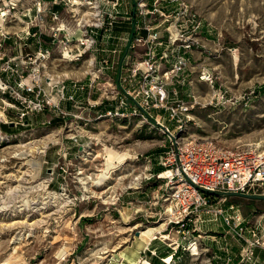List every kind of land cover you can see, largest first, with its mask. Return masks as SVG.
<instances>
[{
	"label": "rangeland",
	"instance_id": "1",
	"mask_svg": "<svg viewBox=\"0 0 264 264\" xmlns=\"http://www.w3.org/2000/svg\"><path fill=\"white\" fill-rule=\"evenodd\" d=\"M140 1L121 0L112 28L98 32L79 60L52 51L47 76L56 86L64 81L67 94L75 83L72 100L53 87L47 91L57 107L22 117L21 110L0 108V264H141L158 254L155 246L175 252L171 264H264V200L211 201L238 207L250 245L221 216L201 214V221L194 217L182 228L169 221L157 177L170 140L156 115L167 112L143 105L142 90L151 86L144 65L149 53L151 75L172 74L181 41L169 44L168 36L179 32L178 10L170 0H145L140 14ZM178 2L200 21L189 36L202 44L185 52L188 67L165 85L163 106L188 108L190 121L180 135L264 148V0ZM113 30L120 34L108 41ZM149 35L156 39L148 41ZM202 72L213 77V87L200 80ZM236 98L241 103H233ZM12 100L18 108L27 105ZM44 142V153L29 151ZM106 148L128 156L96 185ZM148 228L146 237L141 231Z\"/></svg>",
	"mask_w": 264,
	"mask_h": 264
},
{
	"label": "built area",
	"instance_id": "2",
	"mask_svg": "<svg viewBox=\"0 0 264 264\" xmlns=\"http://www.w3.org/2000/svg\"><path fill=\"white\" fill-rule=\"evenodd\" d=\"M170 1L177 5L178 11H175L173 19L174 26L179 28L177 29L179 32L175 34L176 36L170 32L168 43L181 41L180 46L175 50L172 74L169 76L168 72L163 73L162 80L158 75H151L155 71V65L154 55L149 53L144 65L148 72L146 77L150 76L151 86L148 90H142L143 105L149 109H163L165 113L167 112V116L156 115L162 119L158 124L169 135L170 140L169 150L164 153L161 162L163 171H168L169 174L161 176V171L157 176L162 180L160 184L164 195L162 200L169 205L165 211L168 213L169 221L178 223L180 228L185 227L194 217L199 220L201 214H211L213 219L221 216L235 235L250 245L252 241L245 237L246 228L243 229L244 221L239 215L238 207L233 203L224 207L218 205L219 200L223 201L226 198L203 192L199 187L211 191L264 194V148L254 144L228 148L214 139H188L180 135L190 121L188 108L163 106L162 103L169 98L165 85L172 80L173 75L183 73L188 67L185 52L195 46L202 47L200 38L189 36L192 28L197 30L201 23L194 19L186 3L178 0ZM45 2L50 3L47 8L44 7ZM54 5H62L69 11L77 27L76 31H80V34L67 30L59 21L60 13L53 8ZM120 5L121 0H16L14 3L12 0H0V73L6 75L5 79L0 75V95L5 96L2 109L21 110V117L29 111L39 113L45 106L57 107V104L50 102L51 98L47 91L49 88L57 87L56 92L65 100H72L78 89L74 83L71 89L73 94H67L69 90L64 81H60V86H56L48 78L45 69L52 50L44 47L41 29L34 23L35 20L43 21L47 15L46 17H49L50 22L54 24L50 27V43L59 46L64 58L67 52L69 55L67 57L79 60L93 47L95 35L99 32L97 30L106 31L112 28L121 12ZM144 7L145 0H141L137 6L140 14L143 13ZM157 7L153 6L152 11L157 10ZM161 15L165 17L164 12H161ZM149 37L148 41L156 39L151 35ZM9 40L19 54L5 57L1 54V50ZM162 42L158 44L161 45ZM25 48L31 50L21 54V50ZM137 70L138 67L134 71ZM200 80L208 82L213 87L214 79L210 74L202 72ZM10 97L19 101L21 105L26 103L27 105L23 107L26 111L18 108L13 100L7 101ZM213 98L219 101L223 96L214 95ZM236 101L241 103L238 98L233 103ZM137 104L140 105L137 107L140 115L146 119L148 115L143 112L141 104L139 102ZM107 112L110 114L111 110ZM165 121L168 123L164 124ZM173 141L176 150L173 148ZM211 196L218 199L214 203L215 206L211 204ZM256 229L257 227L251 232L255 233Z\"/></svg>",
	"mask_w": 264,
	"mask_h": 264
},
{
	"label": "crops",
	"instance_id": "3",
	"mask_svg": "<svg viewBox=\"0 0 264 264\" xmlns=\"http://www.w3.org/2000/svg\"><path fill=\"white\" fill-rule=\"evenodd\" d=\"M49 4H50L49 2H45L44 7L47 8ZM53 8L57 9L59 11L60 18H61L59 21L65 25V27L67 28L68 31L77 32V34H80V31H78V30L76 31L77 27L75 25V22L71 18L69 11L67 9H65L64 6L54 5ZM121 12H123V10ZM46 16L44 17L43 21L35 20L34 23L37 24L41 29V32H42L41 37L43 38V41H44V47H49L53 51L54 49H59V46H55V44L52 45L50 43V38H49V34L51 31L50 27L54 24L52 22H50L49 17H46ZM33 29H35V28H33ZM98 31L101 32V30H97V32ZM118 32H119L118 30H116V31L113 30L112 34H111V38L108 39V41H112V39L114 37H116L117 34H120ZM7 42H9V43H8V45L6 44L3 47V49L1 50V54L4 55L5 57H11L14 54H19L18 50L16 48H14V46L12 45V42L10 40ZM57 45H59V44H57ZM30 50L31 49L25 48V49H22L20 53L26 54ZM0 75L2 76L3 79H5L6 75L4 73H0ZM3 100H5V96L0 95V104L2 103ZM0 108H3V107L0 106ZM156 243L157 242H155L153 245H156Z\"/></svg>",
	"mask_w": 264,
	"mask_h": 264
},
{
	"label": "bare ground",
	"instance_id": "4",
	"mask_svg": "<svg viewBox=\"0 0 264 264\" xmlns=\"http://www.w3.org/2000/svg\"><path fill=\"white\" fill-rule=\"evenodd\" d=\"M15 1L16 0H12V3H14ZM67 56L69 55L67 52H65V57ZM46 147H47V142H44L41 146H35L29 149V151L34 152V153H44ZM105 151H106L105 162H104L105 166L97 171L98 174L94 180V183L96 185H102L108 178H110V176L112 175V172L115 171L116 167H118L119 164H121L124 160H126L128 156L127 153L120 154L110 148H106ZM116 161L118 162V165L116 164ZM161 174H162L161 176H166L169 174V172L162 171ZM141 234L146 237L151 236L152 235L151 229L148 228L147 230H142ZM162 236L166 237V235H162ZM195 250H196V246L193 245L192 251L194 252ZM171 261H172V255H168L163 258V262H165L166 264H171ZM141 262H142L141 264H153L146 259L142 260Z\"/></svg>",
	"mask_w": 264,
	"mask_h": 264
},
{
	"label": "water",
	"instance_id": "5",
	"mask_svg": "<svg viewBox=\"0 0 264 264\" xmlns=\"http://www.w3.org/2000/svg\"><path fill=\"white\" fill-rule=\"evenodd\" d=\"M173 148L176 150V144L174 141H173ZM199 189L203 192L214 194L215 196H218V197L227 198V197H232V196H239V197H244V198L252 199V200H264V194H242V193H235V192L211 191V190H207L201 187H199Z\"/></svg>",
	"mask_w": 264,
	"mask_h": 264
},
{
	"label": "trees",
	"instance_id": "6",
	"mask_svg": "<svg viewBox=\"0 0 264 264\" xmlns=\"http://www.w3.org/2000/svg\"><path fill=\"white\" fill-rule=\"evenodd\" d=\"M216 198H215V196H211L210 197V201H212V200H215ZM253 201V200H252ZM153 244H154V242H153ZM151 245H152V242H151ZM153 250L154 251H156V250H159L158 251V254H156V256H154L152 259H151V263H153V264H166L165 262H163V258L164 257H166V256H168V255H172V258H174L175 257V252H170L168 249H166V248H164V249H161V248H159V247H157V246H155L154 248H153ZM156 253V252H155Z\"/></svg>",
	"mask_w": 264,
	"mask_h": 264
}]
</instances>
